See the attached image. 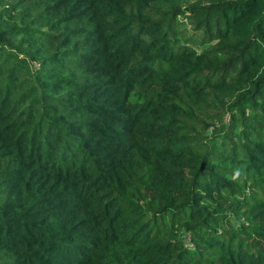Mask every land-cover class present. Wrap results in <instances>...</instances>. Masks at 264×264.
Returning <instances> with one entry per match:
<instances>
[{"label":"trees","instance_id":"obj_1","mask_svg":"<svg viewBox=\"0 0 264 264\" xmlns=\"http://www.w3.org/2000/svg\"><path fill=\"white\" fill-rule=\"evenodd\" d=\"M0 264H264V0H0Z\"/></svg>","mask_w":264,"mask_h":264}]
</instances>
